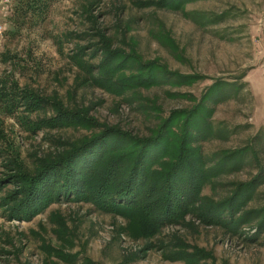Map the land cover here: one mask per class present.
I'll list each match as a JSON object with an SVG mask.
<instances>
[{"label":"rangeland","instance_id":"1","mask_svg":"<svg viewBox=\"0 0 264 264\" xmlns=\"http://www.w3.org/2000/svg\"><path fill=\"white\" fill-rule=\"evenodd\" d=\"M155 1L48 0V11L40 16L26 13L21 0H11L10 14L1 17L0 88L4 81L14 88L17 105L5 107L0 100V199L14 189L8 183L15 173L12 163L32 171L38 158L60 147L57 138L74 140L91 132L32 129L31 122L53 115V105L86 108L100 122L146 136L160 116L193 106L215 82L223 83L216 88L226 97L207 117L214 133L199 141L202 151L229 152L249 146L257 136L264 163V0H186L180 9L158 7ZM159 27L173 45L158 39ZM104 46L198 78L115 93L93 83L95 74L85 69L100 61ZM124 70L135 71L131 65ZM26 91L43 98V106L28 110ZM182 93L196 101L177 96ZM256 170L246 163L224 172L214 179L219 185H206L202 194L216 201L231 187L227 184L248 180ZM263 202L264 182L246 208ZM256 223L249 218L237 232L188 213L148 239L128 235L126 218L92 203L62 200L29 219L13 218L0 206V264H190L185 255L194 250L203 254L193 264H264V228L255 234ZM49 248L67 254V260ZM173 250L185 255L180 258Z\"/></svg>","mask_w":264,"mask_h":264},{"label":"trees","instance_id":"2","mask_svg":"<svg viewBox=\"0 0 264 264\" xmlns=\"http://www.w3.org/2000/svg\"><path fill=\"white\" fill-rule=\"evenodd\" d=\"M21 1L26 13L43 16L48 11V0ZM185 1L156 0L155 5L180 9ZM162 33L159 27L158 39L168 40L173 45V39ZM104 47L100 61L85 69L95 74L91 76L93 83L115 93L162 82L187 84L198 78L169 71L155 60L143 61L139 55ZM129 65L135 71L125 72ZM4 83L6 86H1L2 89L7 87L9 91L0 88V100L6 102L5 107H16L12 100L15 89ZM221 84H211L198 101L190 94H178L196 102L189 108L174 109L163 118L160 116V122L146 136L133 134L116 124L100 122L88 116L86 108L53 105V115L31 122L32 129L83 127L91 132L74 140L57 138L60 147L38 158L32 171L16 169V164L12 163L15 173L9 175L8 183H12L14 189L0 199V206L7 207L13 218L29 219L62 200L92 203L104 212L126 218L128 224L123 230L133 238L149 239L163 225L178 223L188 213L202 223L223 225L237 232L243 221L257 219L255 234L260 232L264 228V202L258 207L246 208L264 182V163L258 149L260 138L253 137L249 146L212 155L204 153L198 144L214 133L207 117L214 105L226 97L217 92ZM25 93L24 98L30 97L25 103L28 110L43 106V98L28 91ZM246 163L257 167L248 180L227 184L231 187L216 201L202 194L206 185H219L214 183L216 177ZM2 182L0 180V186ZM57 222L60 231L66 229L61 217ZM145 247L146 250L151 248L150 245ZM49 249L62 259L67 256ZM174 251L173 255L180 258L185 255ZM202 254L194 250L185 258L193 264ZM135 257L138 256L132 255L126 261Z\"/></svg>","mask_w":264,"mask_h":264},{"label":"built area","instance_id":"3","mask_svg":"<svg viewBox=\"0 0 264 264\" xmlns=\"http://www.w3.org/2000/svg\"><path fill=\"white\" fill-rule=\"evenodd\" d=\"M11 12V0H0V43L2 41V33L4 31V23L1 21V17Z\"/></svg>","mask_w":264,"mask_h":264}]
</instances>
